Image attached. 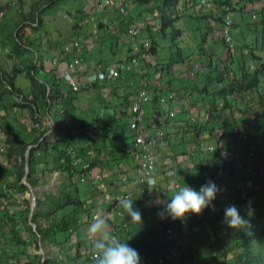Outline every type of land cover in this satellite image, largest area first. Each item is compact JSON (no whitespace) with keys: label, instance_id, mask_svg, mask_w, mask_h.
<instances>
[{"label":"trees","instance_id":"1","mask_svg":"<svg viewBox=\"0 0 264 264\" xmlns=\"http://www.w3.org/2000/svg\"><path fill=\"white\" fill-rule=\"evenodd\" d=\"M44 1L45 5L39 10V12L33 14L31 12L26 13L24 11L23 16H21V18L18 20V30L16 32L14 30L11 32V35H13L12 40L14 42L13 50H19L18 48L22 45L27 46V44L23 42L24 36L22 35V33L25 32V30L28 28V25L26 26V23L31 24L29 27L32 28L33 32L41 30L44 27L42 14L45 11L53 8L55 5L60 4L61 1H63V3L74 2L75 9L67 13L72 17L73 15L79 16V18H77L78 22L74 24L75 28L78 27V25H80V22H83L85 18H89V22L87 23L97 24V32L100 31L102 33L100 34L101 36L99 35V38L104 42L111 38L110 40L114 39L116 43L122 44L124 35L129 37V29L133 26L130 15L123 16L120 13V8L125 3L128 5V0H118L116 2V5L113 6V9H118L119 19L112 20L111 18L106 17L113 25V29L111 30L112 32L109 33L106 31V28L101 20L105 18L103 15L108 12V9L110 7L104 10L97 9V5H99L103 0H89L91 4L93 3V10L91 15L86 12V10L89 8L87 7L88 0ZM134 1L139 8H142L145 12L151 14V16L153 15L152 17L156 19L153 26L149 24L147 27L145 25L142 28V30L144 29V31H146L147 35L149 36V47L146 49L143 45H141V48L147 55V57H151L152 59H154V61H150L148 65L149 72L147 75H160L159 79H164L166 74H168L176 67L184 65V67H187V63L192 61V59L194 58L192 55L196 53L198 55V61L195 62L197 71L194 72V76L192 79L188 78L187 80L185 78L186 83L188 81H191V85H188V87L186 88V95L184 96V98L190 99V101H187V106L196 109L197 114L198 109H201V111L204 110V112L206 111L207 113H209L210 118L208 122H206L207 119L201 118L199 114L197 115V122H193L192 119L189 118L190 112L187 110L184 113L179 114L175 119L166 116L164 114L166 110L161 108L160 106V99L167 96H162V94L158 92V89L155 90L152 88L153 90H150L149 86L147 87L146 85H141L138 88V84L131 83L130 80H136V70L133 67V69L131 68V70L121 72L120 75L116 77H112L109 75L104 80H98L97 82L88 85L80 92H73L71 89L70 90L74 94V96H77L78 94L94 90L95 88L102 89L108 87L109 85L114 87L113 83L114 81H117L118 84L116 85V87H114L113 94L110 95H114L115 97L121 98L122 100H128L131 96H136L137 93V97L140 100L141 93L143 91H147L149 95L153 97V100L151 104L148 105V107L151 106V109L154 108L155 112L154 114L150 113L149 115H147L146 113L145 116L146 120H148V125L141 123L140 131H144V129L147 128L151 132L158 130H163L166 132L165 136L158 139L157 147L155 149V153L158 154H162L161 152L165 153L166 150L173 152V148H167V145H169L171 142L172 145H174V136L184 135L185 131H189L188 133H190L191 135L189 141H186V138H184L183 136V141H185V144L190 143L193 140V142L196 143L198 149L201 150L203 149L204 143L209 141L210 138L216 139L220 135H222V137L219 139L221 140V142L222 140H224L225 143H223L224 147L221 148L220 151H218V148L216 149L215 153H210L207 150H202L198 154V149H195V153L190 154L192 155L193 161L196 160L194 161L195 168L190 170V173L194 172L196 167H199L203 171L205 170L206 172H208V170L212 168L213 164L214 169L213 173L211 174L212 176L210 177V181H212L213 177L221 180L218 177V158L221 157L223 151L236 155L237 163L239 161L241 163H243L244 161L248 162L247 160L249 159L250 166L244 165L245 167L243 168V187L246 188L248 181H251L253 183V188L256 185H260V189L256 191L252 190L253 188L248 189L246 197L240 199V201L236 202L234 205L238 209H240V214L244 216L245 219L249 220L250 227L245 230H235L229 228L223 223L224 211L221 210L216 215L217 219L213 221V223H211V220L208 223H206L205 221L202 222V224L199 226L201 228H205L204 230L207 234L211 231V229H213L212 231H214L217 226L220 228H227L229 243L225 246L221 245L223 242H219L221 244H218L215 242L214 237L210 235L208 241H204L205 244L202 249V257L205 258L201 257L203 260H199L198 262H196L194 258L188 257L187 255L183 257V261L179 264H186V262H193V264H211L209 261V257L212 248L216 249V256L212 258L215 264H264V181L262 176L260 175L259 168H256V166H258V163L260 162V151L261 149H264V93L259 97L260 101H257L256 97L259 94L261 87H263L264 90V58L260 55L254 54L255 56L253 55V59H248L252 55H246L244 52L248 47L245 34L241 32V34L239 35L237 33L236 30L240 27L239 23L232 19V15L235 14L244 20L245 15L250 13L252 22H254L255 20H259L258 22H255V24L259 23L264 27V0ZM17 2H19L18 6L21 7V4L24 2V0H17ZM4 4L5 6L0 5V10L5 8L10 12L12 10L16 12V3L13 4L12 2L5 1ZM249 6H254L251 11H249L248 9ZM194 9H196V12L192 13ZM182 12L184 13V18L180 16ZM68 17L69 16H67V19H70ZM99 18L101 19L98 20ZM231 19L233 21V25L229 29V36L231 41L228 42L226 36L224 35V31L227 29L228 20ZM185 21L187 22V24L186 26H183ZM188 23L190 28L189 30L185 31L184 27H187ZM204 26L207 29V32L204 30ZM211 31H217L216 33L218 34L215 33V36H213L211 33L209 37V33ZM91 33H94V31H92ZM92 35L95 34H91L90 37L86 38L78 37L68 40V43L80 41L83 44V49L80 56L85 60H87L86 51H88L89 46L90 49L91 47H94L91 38ZM237 35H239L240 37L237 38ZM95 37H97V34L95 35ZM29 42L35 44L36 39H30ZM189 43L195 44L197 48L195 49V53L194 50H191L189 48ZM167 52L169 54H167ZM211 53L215 56V58L208 55ZM71 56H74V52L71 53ZM161 56L164 58H162ZM202 56L206 57L207 60L201 59ZM188 57L190 58V61H187ZM133 58V49L131 46H129L128 56L125 59V63H130ZM243 58L244 61H242ZM248 61L254 62V66H250L248 64ZM118 62L123 63L124 61L117 60L112 63ZM87 63L91 65L89 67L90 71L92 70V74L95 72V70L106 72L107 67L112 65L102 62V59L96 61L91 60L90 63ZM236 64H238L237 67H235ZM141 67L143 68V66ZM28 69V77L32 80L34 89H41V91L36 93V97L31 100L26 96L23 98L21 90L16 87V77L24 73L22 69H14L13 72H6L2 70L1 67L0 96L4 94L12 97L16 96V104L12 103L11 105H13V107H29L32 113L31 116L33 122L37 123L38 120L36 119V114L38 112V107L36 105L38 95L41 94L45 98V100H51L52 105L50 109H52L55 99L60 98L62 88L64 87L62 86L61 82L57 81L56 84H54V86L50 88V92H48V88L44 84L40 83L39 79L36 78L38 75V69L36 65L34 64L31 66L29 64ZM123 75H129V79L123 80ZM34 78H36V80ZM169 88L171 89V87ZM128 90L130 91L129 93ZM174 105V102L171 101L170 107L173 108ZM144 110L146 112V108H144ZM135 117L136 115L134 116V118ZM131 119L132 116H130L129 123L125 124L124 126H122V123L120 122H116L113 124V122H109L106 117L104 119H97V122L99 124L97 126L98 134L100 136L102 135L103 141L108 142V139H110L111 135L117 133V131L115 130H120V132L123 133L120 135V137L122 138L124 136L125 142L129 140L131 142H134L136 135L134 132H132L131 129L133 122ZM146 120H144L145 123ZM214 123H216V126L214 125ZM173 124L180 125L181 132L172 134L168 133L166 131L167 126ZM261 125L263 128H261ZM47 128L50 130V127H46L44 131H40L36 128V131L39 132L40 137H42L43 140L38 143H36V141L35 143H33V147L30 148L28 156L26 154L29 147L25 146L21 148L20 156L23 158V170L21 173L19 172L20 181L22 182L24 177L26 176V164L28 163L29 172L27 178L32 189L36 188V182L32 181L31 179L36 175L35 168L38 158L37 154L41 151L42 148H45L46 152L50 151V149L48 148L50 144L46 141ZM68 134L69 137L64 140V148H61L62 146L61 144L59 145L58 142L54 143V149L56 151L59 150V158H62L61 166L59 168H54V171H67L71 181L62 186L61 191L57 195V197L46 196V198L38 199L39 201L32 219L30 218V212H26L24 215L27 229L33 237V240L35 242L37 241L38 245L39 243L45 244L46 240L49 239V237H52V233L58 234L69 231L67 239H71L73 237L72 235L77 232V228L81 226L80 222L83 220L82 216L88 214V212L91 211L90 208H84L85 202L73 198L70 190L73 189L72 187H75L77 184H79L81 179L83 180L84 176H87L89 174L95 164L89 162L88 159L84 160L83 162L81 161L79 149L80 142L76 140L78 136L72 132H69ZM93 137L94 136L92 135L91 138ZM238 140H241L240 150L236 149V147L234 146V142ZM36 144H39V146L37 147ZM40 147L41 149H39ZM191 147L194 148V146ZM71 149L75 152V154L69 152ZM174 152H176L175 156H178L177 148H175ZM14 153L15 149L11 148L8 155L11 156ZM136 153V150L134 152H131V156L134 160ZM162 156L164 158H168L163 154ZM168 159H171V161L167 165L159 167L157 172V175L161 178L160 184L163 182L167 184L165 190L166 196L167 194L170 196L173 192L169 189V185L171 182H175V186L178 185L179 187H181L178 181L180 175L184 174V171L180 173L179 171L175 172L174 169L176 167L182 168V164L187 165L186 161H188V159H183L182 162H175V160H173L172 158ZM75 161L78 162L77 166H74ZM229 166L230 165L225 167V170L227 171V177H229L230 174L232 175L234 173L232 171H229ZM169 170L174 172L173 178L171 179L166 177V173ZM73 175H76L77 183L75 182V180H72ZM204 176L205 175L202 174L200 175V178H203V180H205L206 177ZM39 181L40 179L37 180V182ZM21 182L18 181L16 184L18 189L22 190V193L28 192V186H26L24 183L22 184ZM204 183L206 182L204 181ZM158 185L159 184L157 183V187ZM4 195L5 194L3 192H0L1 197ZM142 195H144V197L149 196L150 194L148 189L144 190V193ZM216 201L217 200H215L214 202L216 203ZM1 202L11 203V200L4 197L1 199ZM7 207L8 205H5V211H7ZM65 207L72 208L71 213H69L68 215H62L59 222L53 219L51 224L47 225L46 223H43L44 226H42V223H40V221H42L44 217L43 215L46 211L54 208V212H59ZM4 209L2 211H4ZM249 210L252 211L251 216L248 215ZM12 215L15 216L11 217ZM11 216H8L7 213V220H4V223L0 225L1 243H3V240L7 236L10 237L15 235V222L18 220L17 213L13 212L11 213ZM48 218H50L49 215ZM87 219L91 220L92 217L90 216ZM155 220L160 222L162 219H160L159 216H155ZM32 224L37 225V234L34 231V227L32 226ZM45 225H47V230H43ZM128 226V224L126 226H122V232H120L121 230H118L115 231L114 234L118 238L119 235H122V240L129 239L128 237L131 232L127 231ZM207 226H209V228ZM23 227L24 226L22 224V228ZM168 228L178 230L176 226L174 227L166 222L164 225L161 223L157 228H153L155 229V231L151 234H149V231H145L146 235L149 234V236H144L145 232H137V238L139 239V241L133 246V248L138 251L141 257V261L145 259V261L147 262V259L153 257L155 261L153 264H162L163 262L166 264H176V262H167L166 257L162 254H159L160 250L168 248L167 246L171 247V251H175V242L167 238L163 239V236L166 235L165 229ZM38 235H40L41 238H39ZM182 249H184V247H182ZM1 254L3 256L2 250ZM46 255L47 256L45 260L40 257L38 264H61L58 259L50 258L47 252ZM229 256L231 258H228Z\"/></svg>","mask_w":264,"mask_h":264},{"label":"crops","instance_id":"2","mask_svg":"<svg viewBox=\"0 0 264 264\" xmlns=\"http://www.w3.org/2000/svg\"><path fill=\"white\" fill-rule=\"evenodd\" d=\"M86 12L88 13V9L86 10ZM103 16L104 17L109 16L112 20L119 19V14H116L114 10L108 11ZM77 18H79V16L71 17V20L74 21V24L78 22ZM65 19L70 20L67 19V17ZM88 19L89 18H85L84 21L80 22V25H78V27L76 28L73 25L71 32L66 31V28L65 30L63 29L60 30V28L57 26V29L55 30L56 37H54L53 34H49V32L44 31V27L39 31L33 32L32 28L29 27L31 25L29 23H26L28 25V28L25 30V32L22 33V35L24 36L23 42L25 44L29 42L30 39L31 40L36 39L35 44H37V47L29 48L28 44L27 46L22 45L21 47L18 48L21 53L13 60L15 62L17 60L18 63L23 64V66H21L22 69H24V66L28 67L29 64L31 66L35 64L38 69V75L36 78H38L40 83L44 84L48 88V92H50V88L54 86V84H56L57 81L61 82L62 86L64 87L62 88L60 98L55 99L52 109H50L52 105V101L49 99L45 100V98L41 94L38 95L36 106L42 109L44 116L46 115L45 117H48L50 119L49 122L52 127L50 128V130L48 128L46 130L47 131L46 141L50 144L48 147L50 151L46 152L45 148L41 149L43 145L39 148L41 149V151L39 150L40 152H38L37 154L38 158L35 168L36 175L33 176L31 180L36 182V188L34 189V191L39 196V199L46 198V196L57 197V195L61 191L62 186L66 185L69 181H71V179L67 171H54V168H59L62 164V158H59V150L56 151L54 149V143L58 142L59 145L61 144L62 146L61 148H64L65 147L64 140H66L69 137L68 133L72 132L76 134L78 136L76 140L80 142L79 149H80L81 161L83 162L84 160L88 159L89 162L95 164L93 169L89 172V174L84 177V180L81 179L78 187L76 186L72 187L73 189L70 190L73 198L85 202L84 205L85 209H87L86 207L88 206L90 207L91 204L93 203L91 211H89L88 214L82 216L83 220L80 222V225H83V223L87 221V218H89L90 216L92 217L94 213L95 216H102L105 218V220L108 223L109 226L108 231L110 233L114 234L115 231L123 229L122 226H126L127 224L129 225L127 231L129 232L130 230H132L131 228L132 224L129 220L130 218L128 217L127 213L122 209L121 204H115L116 199L118 197H121L120 194H122V192H125V195H131V200L132 199L135 200V206L140 210L143 222L144 221L146 222V220L148 219V217L147 218L143 217L144 214H147L146 209L144 207L152 205L153 213L157 214L158 212L161 211L162 205L156 204L155 202L157 200L166 201L168 198L166 196L165 191L162 190V184H160L161 178L159 177L157 180L159 184L157 187L158 189L154 190L149 196L144 197V195H142L143 193L140 190V186L138 182V177H139L138 170L136 171V169H134L136 163L135 160H137L136 159L137 153L135 155V160L131 156V152L135 151L134 142H131L130 140L125 142V137L124 136L122 138L120 137V135L123 134L122 132H120V130H115L117 131V133L112 134L110 139H108V142L103 141L102 135L100 136L98 134L97 126L99 124L97 122V119L100 118L104 119L106 117V119L109 122H113V124L116 122L118 123L120 122L122 123V126L129 123L130 116H132L131 120L133 121L134 116L136 115V110L140 105V100L137 97L138 93L136 96L135 95L131 96L128 100L126 99L122 100L121 98L115 97L114 95H110L113 94V89L118 84L117 81H114L113 83L114 87L109 85L108 87L102 89L95 88L94 90L83 92L81 94H78L77 96H74V94L70 90L69 85L65 80V74L69 73L70 71L72 56L65 54L64 49L68 43V40H70L71 38H78V37L86 38V37H90L91 34H95V35L97 34V37H95V35L91 36L94 47L93 48L91 47L90 49L89 46L88 51H86L87 54L86 61L89 63L91 60L96 61L102 59V62L104 63L114 64L112 62H115L117 60H125L128 56V49L129 46H131V44L128 42V37L126 35H124V38L122 39L123 40L122 44L116 43L114 39L110 40L111 38L104 42L99 38L101 36L100 34L102 33L100 31L97 32L98 29L97 24L87 23L89 22ZM100 19L101 18H99L98 20ZM239 20L242 21L243 19L239 17ZM258 21H254V22L251 21V22L255 26L259 27L261 24L259 23L255 24V22ZM239 29L240 28H238L236 31L240 35L241 33ZM92 31H94V33H91ZM245 38H247V34H245ZM250 42L252 41L250 40ZM5 43L6 41H4V43L1 44L0 47L1 50L2 48L6 49L8 45H10V44L5 45ZM255 46L256 48H252L253 51L252 54L259 55L260 53H255V51L259 50L256 43ZM106 47H107V52L105 51ZM7 51L9 52V50ZM261 51H264V46L262 47ZM245 54L250 55L247 54L246 52ZM4 55H5L4 53L0 55V60L6 63H10L9 61H7ZM149 63L150 61L146 62L143 60L141 65H139V67L137 68L140 69L136 71L135 74L136 80L135 81L131 80V83L138 84V88L141 85H146L147 87L149 86L151 90L158 89V92L161 93L162 96H167L169 98L172 97L173 94H176V97L175 98L172 97L173 100H171L175 104L173 108L174 109H179L180 107L184 108L187 105V101H190V99L184 98V96L186 95V91H185L186 88L188 87V85H191L190 84L191 81H189L190 82L189 84L186 83L184 79L185 77L181 76L182 74H178L177 72L178 70L179 73H181L180 69H177L178 67H176L175 69L171 70L168 74H166L164 79H159L158 75L148 76L147 74L149 72L148 71ZM194 63L195 62L191 63L190 65L187 64V68H190L191 66L194 67L195 65ZM141 66H143V68ZM129 67L130 68L128 70H131V66ZM13 71L14 69L12 70V72ZM194 71H197V69ZM91 72L92 70L88 71V73ZM26 75L28 77V73ZM17 78L18 77H16V80ZM36 78L34 79L36 80ZM182 78L183 80H181ZM125 79H129V75L128 76L123 75V80ZM15 85L18 89L21 90L23 94V98L26 96L29 97L30 100L36 97V93L41 91L40 88L34 89L33 83L31 84L32 85L31 87H27L25 89L20 88L17 85V81ZM169 87H171V89ZM129 92L130 91L128 90V93ZM263 93L264 90L263 87H261L259 94L256 96L257 101H260L259 97ZM16 99H17L16 96L12 97L7 94L0 96V118H1L0 134L3 135L2 129L5 128L7 130H11V134H12L11 136L5 135L0 137V149L4 150L3 152L4 154L3 155L0 154V167H1L0 186H2L1 188L5 190H7V188L9 187L14 196V200H11V203L12 202L14 203L13 204L10 203L9 204L10 206L8 205L7 207V211L9 213L16 211L21 213V211H24L25 208H27L26 199L30 200V204L32 205L31 195H33V193L31 192V190L22 193V190L18 189V187L16 186L18 181L21 182L19 172L21 173L23 170V166L22 165L19 166L20 162H17V157L21 155V148L25 146L27 147L33 146V143H35V141L36 143H38L41 142V140H43V138L40 137L38 131L31 130L30 128L33 125V123L31 122L32 113L30 108L29 107L24 108L21 106L13 107V105H10L12 103L16 104ZM89 104L91 105L90 108L87 107ZM142 107L146 108L147 115H149L150 113L154 114L155 112L154 108L151 109V106L148 107L147 105ZM85 112H87V116ZM198 114L201 118L207 120L210 118L209 113H207L206 111L204 112V110L201 111V109H198ZM145 120H146V116H145ZM146 124L148 125V120H146L145 125ZM3 126L5 128H3ZM179 126L180 125L175 126V124L168 125L166 131L171 134L181 132V126L180 127ZM188 132L189 131H185L183 135L186 136V141H188L189 138L191 137L190 133ZM92 135L94 136L93 138H91ZM223 142L225 143L224 140ZM217 143H218L217 138L216 139L210 138L209 141L206 142V144L209 145L212 144L216 145ZM36 146L38 147L39 144H36ZM234 146L236 147V149L240 150L241 140L234 142ZM11 148L15 149V153L9 156L8 154ZM44 152L47 153L46 156H44ZM182 159L186 160L185 157H183ZM10 161L12 163H10ZM247 161L249 163V159ZM259 161L260 162L258 163V166H256V168H259L260 170L259 166L262 162H264V149L263 150L261 149L260 151ZM243 163L245 165L247 164L246 161H244ZM189 164L191 165L192 162L190 161ZM27 165L28 164H26V166ZM5 171L6 174H2L5 173ZM180 176L182 177L181 181L183 182V184L189 183L188 182L189 178L185 180L184 174H181ZM73 178L72 180H75V182H77L76 175H73ZM38 179H40L39 182H37ZM24 180H26L25 177L23 181ZM27 182L29 184L28 179ZM108 182L112 183L114 187H109L107 192L100 191L102 192V196H100L102 197L101 201L93 202L92 197L98 194L96 193L97 191L95 190L96 189L104 190L105 187H107L106 184ZM86 183H91V188L81 187V185H84ZM121 184L124 185L120 186ZM119 186L120 188L117 189ZM169 187L170 189L175 188V182H171ZM89 191L91 192L92 195L90 199L89 197H85L88 195ZM156 191H161L159 197L156 195ZM16 194H18L19 197H16ZM89 200H91V202H89ZM144 202L147 203L145 204ZM115 205L118 207L115 208ZM214 206H216L215 215H217L222 209L217 208V206L221 207L219 205H214ZM71 211L72 208L65 207L59 212H54V208H51L44 213L43 215L44 217L42 221H40V223H46L48 225L52 223L53 219L59 222L62 215H68L69 213H71ZM48 215L51 219L48 218ZM59 215L61 216L59 217ZM188 218L190 219L189 223L180 222L178 220L175 222L171 218H167L168 220L165 219V221L174 227L176 226L178 229L184 232L185 236L190 241V245L188 246V248L192 247L191 243L196 245L197 248L194 250V252L185 249L182 251V253L184 256L188 255V257H192L196 260V262H198L199 260H203L202 258H205L202 257V249L205 244L204 241L207 242L210 235L214 237L213 235L214 231L208 232V235L194 236L191 233V230L193 226H199L202 224V222L206 221V223H208L211 220V216L206 214V218H199L197 217V215H191ZM90 221H92V219ZM47 225H45L43 230H47ZM18 228L22 229V225H19ZM86 229L87 226H84L82 228V231L87 233ZM202 229L205 228L202 227ZM143 230L145 231L147 229L144 228ZM154 231L155 229H152L151 231H149L150 232L149 234L153 233ZM222 231L225 230L222 229ZM79 234L80 231L77 230V232L74 233V235H72L73 237L71 239H67V236L69 235V231L58 234L52 233V237H49V239H47L45 243V246L48 249L47 252L49 257L53 259H58L61 262V264H75L79 260H82L85 256L88 255V249L85 250L86 251L85 255L83 257H80L81 255L79 249H77L76 247H79L82 244L80 242L77 243L76 239H74ZM225 234H226L225 241L223 240V238L220 236L219 233L215 234L216 237L215 242L218 244H221L219 242H223L221 245L225 246L227 244L226 241L228 240L229 242L227 232H225ZM145 235L146 232L144 233V236ZM97 238H93V237L87 238L86 246L88 248L89 247L91 248L92 240ZM122 238H123L122 235L121 236L119 235V239L122 240ZM128 238H129L128 243L131 247H133L139 241V239L135 235L129 234ZM167 247L171 249L170 246ZM69 248L72 249L68 250ZM53 249H55V251H53ZM73 250H75V253L72 252ZM214 251L216 252L215 248H212L210 251L211 258L214 257L212 256ZM74 259L75 261H73ZM84 260H85L84 262L93 261L92 255L87 256L86 258H84ZM147 261L149 262L148 264H153L155 262L153 257L147 259ZM162 264H166V263L163 262ZM186 264H193V262H188V263L186 262Z\"/></svg>","mask_w":264,"mask_h":264},{"label":"rangeland","instance_id":"3","mask_svg":"<svg viewBox=\"0 0 264 264\" xmlns=\"http://www.w3.org/2000/svg\"><path fill=\"white\" fill-rule=\"evenodd\" d=\"M4 2H5L4 0H0V5L1 6H5ZM18 3L19 2L16 1V4H17L16 12L14 10H12L10 12L8 9H5V8H3V9L1 8L2 10H0V47H1V44L4 43V41L7 42V43H5V45L10 44V45H8V47L6 49H3V48H2V50L0 49V55L2 53H4L5 54L4 56L7 59V61L10 62V63H6V62H3L2 60H0V67L2 68V70L6 71V72H12L13 69H22L21 66H23V64L18 63V61L16 59L15 60H16L17 63L13 60L15 57L19 56V54L21 52L19 50H13L14 42L12 40V36L13 35H11V32L13 30L15 32L18 30L19 26L17 25V22L21 18V16H23L24 11L26 13H30L31 12L33 14H36L45 5V1L44 0H24V2L21 4V7L18 6ZM92 5H93V3L91 4V2L88 0V6L87 7H89L88 8V14L89 15H91L92 10H93ZM253 7L249 6L248 7L249 11H251ZM74 9H75L74 2H69V3L68 2L67 3L64 2L63 3V1H61L60 4H57L53 8L45 11L42 14L43 15L42 19L44 21V31L49 32V34H53L54 37H56L55 30L57 29V26L60 28V30H62V29L65 30V28H66V31L71 32L72 28H73V25H74V21L71 20L72 16L69 15L67 12L73 11ZM111 10H114L115 13L118 14V9L117 8L113 9V7H110L108 9V11H111ZM128 11H129L128 15H130L133 25H135L136 23H141L143 25V27L145 25L147 27L149 24H151L153 26L154 22L156 21V19L154 17H152L153 15L151 16V14L145 12L142 8H139L138 5L135 4L134 0H128ZM193 12H196V9H194L192 11V13ZM183 14H184L183 12L180 14V16L182 18H184ZM67 16L70 17V20H66L65 19ZM108 18H110V17L108 16ZM232 19L239 23V26H240L239 27L240 28L239 31H240V33L242 32L244 34H247L246 40H247V43H248L247 44L248 47H247V49H245V52L247 54L252 55L248 59H250V58L253 59V57H254L253 54H252V48H256L255 43H256V45L259 48V50L255 51V53H260L259 55H262L264 57V51H261L262 47L264 46V27L262 25L257 27L254 24H252L250 13L246 14L244 20H242V21H240L239 20V16L235 15V14L232 15ZM186 24H187V22L185 21L183 26H186ZM26 26H27V24H26ZM189 28H190V26H189V23H188V26L184 27V30L187 31V30H189ZM204 30L207 32V29L205 28V26H204ZM216 32L211 31L209 33V37H210L211 33H212L213 36H215ZM216 34H218V33H216ZM239 37L240 36L237 35V38H239ZM148 38H149V36L147 35V32L144 31V29H143L142 32L140 33L139 45H143L144 46L145 42H149ZM256 38H258V39H256ZM250 40L252 42H250ZM258 40H259V42H258ZM254 41H255V43H254ZM128 42L130 43V38L129 37H128ZM26 44H28L29 48L37 47V44H34V43L27 42ZM189 48L191 50H194V53H195V49H197L194 43H189ZM7 50H9V52ZM105 51L107 52V47L105 48ZM167 54H169V53L167 52ZM126 55H127V53H126ZM208 55L213 57V58H215V56L212 53L208 54ZM192 56L194 57L192 59V61H190L189 57L187 59V61H190L189 63H187L189 65L191 63H193V62L198 61V59H197L198 55L196 53L193 54ZM203 57L204 56H202L201 59H204V60L206 59L207 60L206 57H204V58ZM162 58H164V57H162ZM123 61L124 62L123 63L120 62V64H124V65H130L131 64V62L130 63H125V60H123ZM147 61H154V59H152L150 57L149 59H147ZM242 61H244V58L242 59ZM142 62L143 61H140V65H141ZM144 64H145V62H144ZM248 64L250 66H252V67L254 66V62H252V61H248ZM184 66H178V68H177V69H180L181 74H182L181 76L185 77L187 80H188V78L192 79L193 76H194L193 75L194 72H196L194 70H196L197 67L195 65H194V67L191 66L190 68H187V67H184ZM237 66H238V64L235 65V67H237ZM138 67L139 66H136V65L133 66V68H135L136 71L138 70L137 69ZM184 68H185V70H184ZM22 70H24V74L19 75L16 81H17V85L20 88L25 89L27 87H31L32 86L31 85L32 81L26 75L27 73H29L28 67L24 66V69H22ZM177 72H178V74H180L179 70ZM158 77L160 78V75H158ZM181 80H183V78ZM187 83L189 84L190 82L188 81ZM172 97L175 98L176 94H173ZM87 107L90 108L91 105L89 104ZM87 110H89V109H87ZM85 114L87 116V112H85ZM46 118L48 120H50L48 117H46ZM208 120H206V122H208ZM31 122L33 123L32 127H30L31 130H35L36 131V127H35L36 122H33L32 119H31ZM251 123H253V122H251ZM3 128H5V127L3 126ZM261 128H263L262 125H261ZM2 130H3V135L0 134V137L1 136H5V135H9V136L12 135L11 134V130H7L6 128L2 129ZM184 138H186V136H184ZM173 144L174 145H172V142H171L169 145H167V148H173V152H170V151L166 150L165 153L164 152H161V153L164 156L168 157V158H172L173 160H175V162H182V160H183L182 158L183 157L187 158L188 161H186V162H187L188 166L182 164V168H177L176 167L174 170H175V172L179 171L180 173L184 171V179L187 180L189 178V181H188L189 183H187V184L189 186H192V187H194V188H196L198 190L200 188V186L205 184L204 181L200 178V175H202V174L205 175L204 176V177H206L205 182H208V181L211 180L210 177L212 176L211 174L213 173V169H214L213 164H212V168H210L208 170V172H206L205 170L203 171L199 167H196L195 171L190 173V170L195 168V164H194V161L192 159V155H190V154L191 153H195V149H198L196 143L193 142V140H192L190 143H186L185 144V141H183V135H181V136H176V137L173 138ZM190 145L194 146V148H192ZM208 146H209V144L204 143L202 150L203 151L207 150ZM31 147H33V146H30L28 148V152L30 151ZM222 147H224V145L220 146L218 148V151H220V149ZM175 148H177L178 156H175V154H176V152H174ZM202 150L198 149L197 153L199 154ZM215 152H216V150L213 153H215ZM0 154L3 155L4 153L1 152ZM46 155H47V153L44 152V156H46ZM137 155H139L138 152H137ZM168 158H165V159L171 160V159H168ZM190 161L192 162V164H191L192 166L189 164ZM10 163H12V162L10 161ZM244 165H245L244 163H241V162L237 163V161H234V163H232L229 166V168H228L229 171L234 172L232 175L230 174L229 177L221 179V180H218V178H215V177L212 178V181L215 182V184L220 189L219 193L217 194V198H216L217 201H216V203L214 202L215 203L214 205L221 206V207L217 206V208H221L222 211H224L225 208L234 205L236 202L240 201V199L245 198L246 197V193H248L247 192L248 191L247 188H242V184H243L242 179L244 177V174H243L242 171H243V168L245 167ZM19 166H21V165H19ZM138 166H139V161L137 159L136 163H135V168H134V169H136V171L138 170ZM246 166H250V164L247 162ZM259 167H260V175L262 176L263 181H264V162H262ZM0 170H1V167H0ZM26 172H27V169H26ZM2 174H6V171H5V173H2ZM158 177L160 178V176H157V180H158ZM181 178L182 177L180 176L178 183L181 186H183L184 184L181 181ZM24 182H25V180L22 182V184ZM161 184H162V190L165 191L167 184L165 182H163ZM78 185L79 184H77L76 187H78ZM106 185H107V187H105L104 190H99V189L95 190V191H97L96 193H98L96 196L92 197L91 192L89 191L88 195L85 196V197H89V199L92 197L93 202L94 201L100 202L101 199H102V197H100V196H102V192H107L109 187H114V185L112 183H109V182ZM123 185L121 184L120 186H123ZM120 186L117 189H119ZM0 187H2V186H0ZM81 187L82 188L83 187L84 188L85 187L91 188V183H86L84 185H81ZM169 189H170V187H169ZM177 189L178 188L175 187V188H172L170 190H172L174 192ZM258 189H260V185H258V186L256 185L255 188H253L252 190L256 191ZM100 191H102V192H100ZM0 192H3L5 194L2 197L0 196V225H2L4 223L3 221L7 220V217H6L7 213H8V216H11V213H9L8 211H5V209H6L5 205H9L10 203L1 202V199L6 197V198H8L10 200H14V196H13V194H12V192H11L9 187L7 188V190L0 188ZM160 193H161V191H156V195L158 197L160 196ZM120 195L121 196H125V192H122V194H120ZM16 197H19V195L16 194ZM34 201H35V197L33 195H31V203H32V205L34 204ZM132 201L134 202V205H135V200L132 199ZM89 202H91V200H89ZM89 202H88V204H89ZM13 203L14 202H12L11 204H13ZM144 203L146 204L147 202H144ZM115 204H117V203H115ZM26 205H27V208H25V210H24L25 212L21 211V213H19V212L16 211L18 220L15 222V235L10 236V237L7 236L3 240V243L0 242L1 250H2V253H3L2 258L0 259V264H38V262L40 260V257H42L43 259H46V256H47L46 252L48 251V249L46 248L45 244H40L39 243L40 247L38 246L37 241L35 242L33 240V237L29 233V230L27 229V226L25 224V220H24L25 213L26 212H28V213L30 212L31 215H32V209H33V206L30 204V200L26 199ZM92 206H93V203L91 204L90 207L88 206L87 208L91 209ZM144 206H146V205H144ZM116 207H118V206L115 205V208ZM144 208L146 209L147 214H144L143 217L144 218L148 217V219L146 220V222L142 221V227L141 228H139V225L136 222H134L131 219H129L131 224H132V226H131L132 230H130L129 232H131V235H135L136 237H137V232L138 231L139 232L151 231L153 228H157L161 223L163 225L166 223L165 219H163L161 221L159 220L161 223L155 220V216L158 217V215L153 213L152 205L146 206ZM215 208H216V206H215ZM3 209H4V211H2ZM215 213H216V210L213 211V210L209 209V210H206L203 213V215L201 214V215H198L197 217L206 218V214H208L209 216H211V223H213V221H215L217 219ZM14 216L15 215H12L11 217H14ZM60 216L61 215H59V217ZM94 216H95V214L93 213L92 217H94ZM189 220L190 219L187 218L184 222L189 223ZM90 222L91 221L87 219V221L85 223H83V225H81L79 228H77V230L80 231V234L77 235L76 238H74V239H76L77 243L80 242L82 244L81 246L76 247L77 249H79V252H80V255H81L80 257H83L85 255V252H86L85 250H87V249H88V255L87 256H91L90 247L88 248L86 246L87 238H89L90 236L87 233L82 231V228L84 226H88V224ZM22 224H23L24 227L22 229H19L18 226L22 225ZM42 226H44L43 223H42ZM144 228L147 229V230L144 231L143 230ZM16 229L18 230V232H17ZM222 229H224L225 231H222ZM120 232H122V230ZM205 232L206 231L203 229L201 231V235H208ZM225 232H227V234H228V230L227 229L220 228V227L217 226L214 229V234L213 235L215 237V234L219 233L220 236L225 241V239H226ZM145 236H149V234H147ZM93 238H97V237H93ZM215 240H216V237H215ZM226 242H227V244L229 243L228 240ZM2 244H3V246H2ZM191 246L192 247H189V248L187 247L186 249L191 251V252H194V250L197 247L193 243H191ZM71 249L72 248H69L68 250H71ZM53 251H55V249H53ZM72 252L75 253V250H73ZM47 254H48V252H47ZM87 256H85L84 258H86ZM212 256H214V257L216 256L215 251H214ZM84 258L82 260H79L75 264H81L82 262L85 261ZM228 258H231V257L229 256ZM73 261H75V259ZM209 261H210L211 264H215L211 257H209Z\"/></svg>","mask_w":264,"mask_h":264},{"label":"built area","instance_id":"4","mask_svg":"<svg viewBox=\"0 0 264 264\" xmlns=\"http://www.w3.org/2000/svg\"><path fill=\"white\" fill-rule=\"evenodd\" d=\"M6 2H12L13 4L16 3L17 0H5ZM118 0H103L98 6V10H104L109 7H113L116 5V2ZM120 13L125 16L128 15V5L125 3L120 8ZM102 23L104 24L106 31L112 32L113 25L110 23V20L108 18H103ZM233 25V21L228 20L227 23V29L224 31V35L227 38V41L230 42V36H229V29ZM143 25L141 23H136L129 29V38H130V44L133 49V55L134 58L131 61L130 65H124L120 63H114L107 67L106 72L103 71H97L92 73H88L90 71V64L87 63V61L80 56L83 44L80 41H74L65 46V54L71 55L72 52H74V56L71 57V64H70V71L69 73L65 74V80L67 84L69 85L70 89L73 92H80L82 89L86 88L88 85L93 84L97 82L98 80H104L109 75L112 77H116L120 75L121 72L128 70L131 66V68L136 65H140V61H146L149 59L147 55L143 52L141 45H139V37L140 33L142 32ZM144 47L147 49L149 47L148 42L144 43ZM153 100V97L149 95L147 91H143L140 95V105L138 109L136 110V117L134 118L132 122V132L135 133L136 137L134 140V147L135 150L139 153V155H136V159L139 161L138 166V182L140 186V190L142 193H144V190L148 189L145 185V179L146 177L151 174L152 176L156 177L157 179V172L159 167L167 165L171 160L165 159L162 154L155 153V149L157 147V142L159 138H162L165 136L166 132L163 130H158L151 132L149 129L145 128L144 131H140V124H145V115L146 112L142 106L151 104ZM173 100L172 97H163L160 99V106L161 108L165 109L166 111L164 114L166 116H169L170 118H176L179 114L184 113L186 110L190 112L189 118L192 119L193 122H197V116L196 112L197 110L194 108H190L189 106H185L184 108L180 107L179 109H173L170 107V102ZM222 105V104H221ZM36 114V119L38 122L36 123L35 127L40 130L44 131L46 127H52L50 125L49 120L44 116L43 111L38 108ZM222 135H220L218 138H221ZM223 141V140H222ZM224 145L221 140H219L218 145H209L207 148V151L210 153H213L217 148ZM223 148V147H222ZM0 152H4L3 149H0ZM69 152H72L75 154V152L71 149ZM27 156L29 155V152L27 151ZM138 157V158H137ZM187 159V158H186ZM19 161L22 162L23 159L19 158ZM236 161V155L227 153L225 151L222 152L221 157L218 158V177L220 179H224L227 177V171L225 170V167L228 165H231ZM78 162H74V166H77ZM169 173H172L171 175ZM174 172L169 170L166 173V177L169 179L173 178ZM85 177V176H84ZM83 177V180H84ZM176 188H179V186H175ZM242 188L243 185H242ZM247 189L253 188V183L251 181H248L247 183ZM123 198L131 199V195H125L118 197L116 199V203L120 204V201ZM209 228V226H207ZM212 231V229H211ZM191 233L194 236L201 235V229L198 226H195ZM165 238L170 239L175 242V246L182 248L187 247L190 245L189 239L185 236L184 232L182 230H174L172 228L165 229ZM166 257L167 261H173L176 262V264H179L182 262L183 257L179 252L176 251H170L168 249H161L160 253ZM2 257L1 250H0V258ZM93 260V259H92ZM93 261L90 262H84L83 264H93ZM141 264H148L146 261H141Z\"/></svg>","mask_w":264,"mask_h":264},{"label":"clouds","instance_id":"5","mask_svg":"<svg viewBox=\"0 0 264 264\" xmlns=\"http://www.w3.org/2000/svg\"><path fill=\"white\" fill-rule=\"evenodd\" d=\"M217 139L219 142L220 139L219 138ZM217 145L218 143L216 144V146ZM19 158L23 159L21 156H19L17 157V162H20ZM20 164L22 165V162H20ZM26 169H27L26 172V176H27L29 172L28 165L26 166ZM169 174L171 175L172 173ZM157 183L158 181L156 177L152 176L151 174H149L146 177L145 185L148 188L149 194H151L154 190L158 189ZM24 184L28 186L31 192L34 191V189H32L31 185H29L26 180ZM219 191L220 189L213 181L206 182L204 185L200 186L198 190L184 183L183 186L175 190L170 196L167 194L168 199L166 201L157 200L155 202L156 204L162 205L161 211L158 212L157 215L162 220L166 218H171L174 221L178 220L184 222L191 215L198 216L209 209L214 211L215 210L214 201L216 200ZM120 204L121 207L124 209V211L127 213L128 217L132 221L136 222L139 225V228H141L142 215L140 210L134 205V202L131 199L123 198L120 201ZM248 215L249 216L252 215L251 210H249ZM30 218L32 219V215L30 216ZM223 223L227 225L229 228L235 230H245L250 227L249 220L245 219L244 216L240 214V209H238L235 205L225 208ZM32 226L34 227V231L38 233L37 228H35V226L37 227V225L32 224ZM108 227L109 226L107 221L102 216H94L92 218V221L87 226V234L90 237H98L97 239H94L91 242L90 251H91L92 259L94 261L93 264H141V257L138 251L129 245L128 243L129 239L127 240L119 239L115 234H112L108 231ZM194 227L195 226H193L192 229ZM198 227L202 231V228L200 226ZM38 236L39 238H41L40 235ZM164 238L165 237L163 236V239ZM187 247L182 249L176 246L175 251L180 250L179 253L182 255V257H184L182 251L185 250ZM165 249L171 251V249L169 248H165ZM167 262H173V261H167Z\"/></svg>","mask_w":264,"mask_h":264},{"label":"water","instance_id":"6","mask_svg":"<svg viewBox=\"0 0 264 264\" xmlns=\"http://www.w3.org/2000/svg\"><path fill=\"white\" fill-rule=\"evenodd\" d=\"M26 181H27V176H26ZM32 193H33V195H34V197H35V201H34L33 209H32V216H33L34 211H35V209H36L37 202H38V196L36 195V193H35L34 191H32ZM35 228H37V227L35 226Z\"/></svg>","mask_w":264,"mask_h":264}]
</instances>
